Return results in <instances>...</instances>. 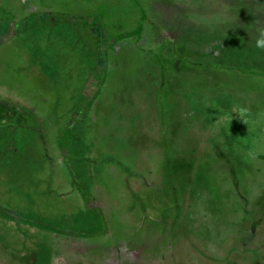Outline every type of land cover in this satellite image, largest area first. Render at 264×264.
I'll return each instance as SVG.
<instances>
[{
    "label": "rangeland",
    "instance_id": "obj_1",
    "mask_svg": "<svg viewBox=\"0 0 264 264\" xmlns=\"http://www.w3.org/2000/svg\"><path fill=\"white\" fill-rule=\"evenodd\" d=\"M177 3L183 8L171 18L162 4L152 7L163 26H177L188 42L166 57L156 44L151 49L139 42L128 49L121 39L128 32H120V38L104 32L98 45L79 38L72 24L58 22L50 29L33 27L29 19L18 23L19 45L0 47V79L10 88L5 94L36 89L44 106L32 114L15 104L13 114L12 102L6 98L3 104L0 264H35V259L49 264L56 239L58 254L67 256L57 264H264V73H243V78L252 76L246 104L233 89L204 91L195 65L203 56L191 54L205 41L225 39L228 30H245V45L236 46V35L226 45L228 53L216 60L264 68V49L256 47L258 28L252 27L264 28V0ZM135 6L141 21L144 15ZM116 41L117 52L108 54ZM135 49L157 58L156 75L147 67L137 72ZM211 77L214 86L228 84ZM160 134L168 137L170 152L164 151ZM106 149L135 161L154 183L134 192L125 173L109 170L99 176L101 208L89 203ZM164 155L173 178L161 169ZM134 210L146 217L149 232L145 226L135 231V222L124 226L139 218L128 215ZM4 246L13 251L5 252Z\"/></svg>",
    "mask_w": 264,
    "mask_h": 264
},
{
    "label": "trees",
    "instance_id": "obj_2",
    "mask_svg": "<svg viewBox=\"0 0 264 264\" xmlns=\"http://www.w3.org/2000/svg\"><path fill=\"white\" fill-rule=\"evenodd\" d=\"M130 1V2H129ZM124 0V2L121 0L118 3V0H0V47H10L11 50L15 48V45H19V41L15 43V39H17L19 36H23V33L19 34V28L18 23L24 22L25 19H29L34 26H41V25H47L51 29L52 27H55L58 22L64 23V24H72L74 26V29H77L79 38L84 39L88 38L90 40H93L95 44H98L101 39V37L104 36V32L107 33V36L114 37L117 35L116 38H120L121 35L119 33V25L118 23L121 22L122 24H128L131 25L135 20V5H138L140 8V14L144 15V19L141 21H156L161 20L160 18H155L153 14H158L159 10L157 8H152L153 5L161 6L163 5L164 8L169 9L168 12L166 9L167 14L169 13L170 18L173 17V12L176 13L177 16L180 14V10L183 8V4H178L177 0H151L152 3L146 2L143 0ZM160 3V5H159ZM151 5V6H150ZM156 5V6H157ZM149 6V8H148ZM162 7V6H161ZM148 8V9H146ZM253 9L252 11H254ZM138 13H136L137 15ZM150 17V19H149ZM168 18V16H166ZM216 19V18H215ZM169 20V19H166ZM174 20V19H173ZM171 22V21H170ZM177 22V21H176ZM25 23V22H24ZM23 23V24H24ZM175 23V22H171ZM101 26H103L101 28ZM108 26V27H107ZM257 26V27H256ZM253 25V29L259 28L258 25ZM131 27V26H130ZM177 26H174L172 28V31H175V28ZM101 28V29H100ZM232 28V26H230ZM228 28V29H230ZM178 29V28H177ZM22 30V28H21ZM235 30V29H234ZM108 31V32H107ZM105 33V34H106ZM238 35V39L235 38V36ZM240 35H243V40L241 41ZM249 34L246 33L245 30H241L240 32L235 30L234 32L229 31L226 32V38L223 40L218 39H211V41H202L204 42L201 44L200 48L194 53H191L192 49H187V54H194L203 56V61L200 59L195 60L196 67L199 69L201 68V71H198L197 75L200 77V84L199 86L202 87V89H205L204 91L208 93H215V90L219 87H226L228 89H233L234 91H237L239 95L244 97V101L246 104H248V101H246L247 96L245 95V92H247L249 89H246V84L249 82V80H252V76L243 78V73L250 71V70H256L258 72L264 73V68L261 66H253L249 68L246 64H243V62L234 63L231 61H227L225 58L220 57V60L217 59V55L222 56L225 54L226 45L231 42L230 39L235 38L234 40L237 41L236 46H243L245 43H243L244 40H246L247 36ZM173 38V37H172ZM177 40L174 41L181 50L183 49V44H187L185 34L180 35L176 38ZM170 40H172L170 38ZM83 41V40H82ZM173 41V40H172ZM184 42V43H183ZM92 43V44H93ZM117 41L111 45V47L107 50V53L112 54L113 51L117 52L118 45ZM234 44V43H233ZM99 45V44H98ZM235 45V44H234ZM191 48V47H188ZM229 50V49H228ZM173 54L176 53L175 51L172 52ZM228 53V51H227ZM191 56V55H188ZM215 57V60L213 59ZM218 61L216 64H219V66H214L215 63L212 61ZM202 65L201 66V64ZM208 62H212L211 65ZM215 64V65H216ZM240 64V65H239ZM256 67V68H255ZM197 69V70H198ZM17 73H20L19 71ZM217 75V78L220 77L219 81H227L228 84L221 86L218 84V86H214V81L210 83L211 76ZM164 82L166 81L165 76H162ZM169 78V77H167ZM256 78V77H255ZM3 79H0V87L3 86V88L7 87L3 83ZM2 81V82H1ZM242 81V84H241ZM165 84V83H164ZM249 84V83H248ZM247 84V85H248ZM251 86L254 85V81H252ZM5 86V87H4ZM15 87H25L23 85L15 84L13 85ZM245 86V87H242ZM207 87V88H204ZM8 88V87H7ZM10 88H8L6 91H0V118H2L3 114H6V111L3 110L4 103L6 102V98L8 101H11L10 107L13 114L16 112V108L20 106V109L22 110V113L25 111H30L32 114L33 112H40L41 108H44V106L39 105L40 102L39 99V91L36 89L31 90L28 89L27 93L26 91H23L22 88L20 91H15L12 93V91L8 94V91ZM217 91V90H216ZM41 98V97H40ZM161 100H159V103ZM252 102V101H251ZM16 104V105H15ZM9 103L7 104V110L9 109ZM5 109V108H4ZM32 110V111H31ZM9 112V111H8ZM36 115V114H35ZM41 116V115H40ZM163 149L164 151H169L168 147V141L167 138L163 137L162 139ZM164 165H165V171L166 174L171 176L170 178H173V175L175 174V171H170L169 173V160L168 156L164 155ZM171 156V154H170ZM172 173V175H171ZM178 182L176 179H174V182L172 184L173 191L177 192ZM177 197V195H175ZM180 204L178 205V208H180ZM4 245V244H3ZM8 248V250H5V252H12L13 247H6L4 246V249ZM3 249V250H4ZM4 252V251H3ZM53 252L51 251L50 259H52ZM5 261V260H4ZM37 261L35 259L32 262ZM36 263V262H35ZM1 264H4L2 261Z\"/></svg>",
    "mask_w": 264,
    "mask_h": 264
},
{
    "label": "flooded vegetation",
    "instance_id": "obj_3",
    "mask_svg": "<svg viewBox=\"0 0 264 264\" xmlns=\"http://www.w3.org/2000/svg\"><path fill=\"white\" fill-rule=\"evenodd\" d=\"M139 21L140 20L138 19V17H136L135 20L133 21V24L131 25V27H129V28L120 27L119 28V33L122 31L129 33L127 37H121L122 41L127 42V44H129L128 49L129 48L132 49V47H133L132 45L133 44L138 45L139 42L145 44L146 46H148L150 48L153 44H156V46L154 48L157 49V47H158V49H157L158 54L162 55V53H164L165 54L164 57H166L170 52L173 55L172 52L173 51L176 52L179 49V46L176 45V43H174V41L177 40L176 38L178 37L176 34L182 35L184 32L178 33L177 31L173 32L172 30H168L167 27L162 25V22L160 20L156 21V22L155 21H148V20L140 21V22ZM134 30H138V31L136 33H134L133 32ZM170 38L173 41L170 40ZM170 45H172V46H170ZM175 45H176V49L173 50ZM162 57H161V59L163 62V60H165V58H162ZM135 62H136L135 66L137 67L136 68L137 72L138 71L142 72L143 71L142 68L147 67L145 69L146 71H148L150 74L156 75L157 69L161 67V65H158L159 61L157 60V58L153 57L152 55H147V54L141 53V52H139V50L137 51V49H135ZM161 77H162V75H161ZM107 117L108 116H106V118ZM160 119L161 118H159V120ZM160 124H163V122L162 123L160 122ZM163 136H164V134H160L159 140L162 141ZM165 137L168 138L167 136H164V138ZM106 150H107L106 153H104L105 156H103L104 163L100 165L101 170H99L96 173L97 175L95 177H99L100 175L105 176L109 172V170H112V169H114L115 171H120V172L122 171L123 173L126 174V175H124V177L126 180L127 187L130 188L131 191H134V192H135V187H136V189L137 188L140 189L143 185L150 184V182L154 183V181L151 180V176L148 174V172H146L145 170H140L135 166V161L131 160L130 158H127V156L126 155L124 156V154H122V153L120 154V153L114 152L115 154L114 153L111 154V153H108V149H106ZM160 162H162V164H163V166L161 165V167H162L161 169H162L163 173L166 174L164 160L161 159ZM170 171H173V170H172L171 163L169 162V173H170ZM80 172H82V171H80ZM171 175H172V173H171ZM117 176L120 177V174H117ZM100 178L101 177L98 178V181H95V179L92 180L94 184H93V186H91V190L93 192L96 191V194L93 193L94 200L92 202H90L89 204L101 207L102 205L98 199L99 195L97 193V190L99 189V187H97V186H99ZM135 178H138L143 183L135 182ZM137 203H138V206H140V204H141L140 207L142 209H146L148 206L147 203H145V202L137 201ZM104 205H105V203H104ZM105 206L107 208V205H105ZM135 206H136V203H135ZM128 212H129V214L127 212L126 213L124 212V214H122V215L127 216V214H128L130 216H139V218H137V219H136V217L131 218V225L124 224V226L132 228L134 226L133 223L135 222V231L140 230L142 226H145L147 228L148 232L152 229V226H149V225L146 226L145 225V220H146L145 216H141L142 214H140L139 212H135V210L134 211H128ZM146 216H147V213H146ZM127 220H125V221H127ZM37 230H38V228H37ZM55 242H56V247H54L55 251L52 250V252H54V255L52 256V259L50 260L49 264H57L58 259L62 260L64 257L65 258L67 257L66 255H62V254L59 255L58 254L59 244L57 243V239ZM72 243H73V246L78 245L77 242H72ZM65 245H67V242L65 243ZM6 247H9V246H6ZM5 250H8V248H5ZM128 259H129V256L126 258V261H128ZM37 261H35L36 262L35 264H37Z\"/></svg>",
    "mask_w": 264,
    "mask_h": 264
},
{
    "label": "clouds",
    "instance_id": "obj_4",
    "mask_svg": "<svg viewBox=\"0 0 264 264\" xmlns=\"http://www.w3.org/2000/svg\"><path fill=\"white\" fill-rule=\"evenodd\" d=\"M259 38L256 41V47L264 49V28L258 29Z\"/></svg>",
    "mask_w": 264,
    "mask_h": 264
}]
</instances>
